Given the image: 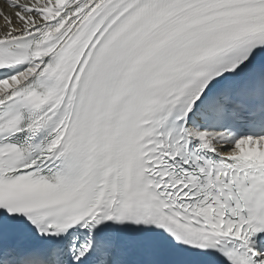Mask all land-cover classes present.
Masks as SVG:
<instances>
[{"label":"snow or ice","instance_id":"snow-or-ice-1","mask_svg":"<svg viewBox=\"0 0 264 264\" xmlns=\"http://www.w3.org/2000/svg\"><path fill=\"white\" fill-rule=\"evenodd\" d=\"M0 264H264V0H0Z\"/></svg>","mask_w":264,"mask_h":264}]
</instances>
